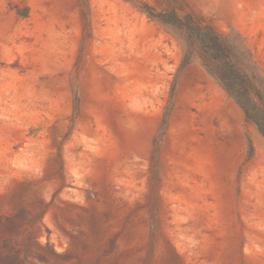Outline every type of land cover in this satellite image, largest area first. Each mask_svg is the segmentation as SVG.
<instances>
[{"label": "rangeland", "instance_id": "1", "mask_svg": "<svg viewBox=\"0 0 264 264\" xmlns=\"http://www.w3.org/2000/svg\"><path fill=\"white\" fill-rule=\"evenodd\" d=\"M174 4L264 88V0ZM187 52L125 0H0V264H264V138Z\"/></svg>", "mask_w": 264, "mask_h": 264}, {"label": "trees", "instance_id": "2", "mask_svg": "<svg viewBox=\"0 0 264 264\" xmlns=\"http://www.w3.org/2000/svg\"><path fill=\"white\" fill-rule=\"evenodd\" d=\"M125 1L147 14L151 20L180 30L188 45L186 61L197 53L208 72L240 106L246 121L255 125L264 138V88L257 84L254 76L243 70L239 50L228 35L195 13L185 12L181 6L174 4L175 0ZM164 3L166 7H162ZM23 16L27 17V13ZM249 142L253 153L252 141Z\"/></svg>", "mask_w": 264, "mask_h": 264}]
</instances>
